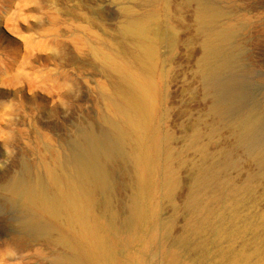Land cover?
Instances as JSON below:
<instances>
[{
    "label": "rangeland",
    "instance_id": "374dc122",
    "mask_svg": "<svg viewBox=\"0 0 264 264\" xmlns=\"http://www.w3.org/2000/svg\"><path fill=\"white\" fill-rule=\"evenodd\" d=\"M202 1L226 15V19L221 16L212 26L217 28L228 19L227 34L235 35L241 46L239 62L217 71L211 82L197 73L205 37L198 30L196 2L168 0L167 13L165 0H0V264H65L55 261L52 250L25 234L22 224L26 215L22 216L18 208L8 203L6 182L8 176L18 174L21 169L44 179L39 159L49 158L50 154L64 156L79 149L89 132H94L104 147L112 143L119 145L104 122L106 113L100 94V87L118 88L119 83L113 75H103L90 47L120 61L115 53L121 49L118 44L123 20L119 17L121 6L131 8L137 18L154 15L160 29L172 34L175 44L170 55L166 48L159 49L163 56H159L152 76L156 105L149 138L153 144L160 145L163 154L158 158L153 150L152 174L142 175L150 183L142 226L133 237L112 236L113 246L121 252L117 264H239L228 261L227 253L231 250L239 259L249 257L248 264H264V255H252L249 251L252 233L264 232L263 187L258 185L256 189L257 207L250 208L246 203L247 206L239 208L240 215L252 214L253 210L258 214L252 218L250 232L232 243L215 237L212 229L226 226L220 220L224 210L214 205L207 193L189 198L188 186L199 156L187 148L191 129L201 122V133L207 132L210 125L218 128V138L208 145L210 152L230 149L234 141L227 126H236L250 117L258 122L257 128L246 150L235 155L241 159V170L231 178L240 184L247 174L260 172L255 159L259 149L264 148V0ZM124 51L126 54L120 56L133 61V72H138L134 50L133 55L130 48ZM217 106L224 107L222 126H215L208 116ZM164 137L168 141L162 144ZM175 151L180 156L174 167L181 169L172 176L181 184L173 193L178 207L174 215L172 204L163 197L162 172L166 153ZM113 169L115 182L126 183V177L120 174L122 168L121 172L118 165ZM118 195V208L125 211L128 190L121 189ZM207 221L211 223L209 230L195 234L192 227L188 231L193 237L184 245L177 243L187 224ZM202 240H214L206 247V255L195 249ZM219 251H224L226 256L219 259Z\"/></svg>",
    "mask_w": 264,
    "mask_h": 264
},
{
    "label": "bare ground",
    "instance_id": "6f19581e",
    "mask_svg": "<svg viewBox=\"0 0 264 264\" xmlns=\"http://www.w3.org/2000/svg\"><path fill=\"white\" fill-rule=\"evenodd\" d=\"M192 1L196 2L198 7L196 17L199 33L204 34L203 38L205 37L202 42L203 56L198 63L197 73L202 74V77L211 82L215 80L217 71L239 62L241 46L237 42L238 39L234 38L235 35H231L232 31L227 34L230 23L228 19L225 21V12L224 17L223 13L202 0H186L187 3ZM168 8V0H165L167 13ZM119 15L123 19L119 26L120 42L118 44H121V49L115 54L118 55L120 61L109 54L98 52L93 46L90 47L93 59L103 75L106 76L107 73L113 75L119 83L118 88L100 87L106 113L104 122L118 139L119 145L112 143L104 147L98 136L94 132H89L79 149L70 151L64 156L60 154L59 157L52 156L50 154L52 152L47 151L50 157L39 159L44 179L36 175L32 176L30 170L21 169L18 174L8 176L6 182L8 184L5 191L10 201L8 203L18 208L22 216L26 215L22 224L25 234L32 241L42 243L52 250L55 261L61 260L65 264H117L121 252L113 246L112 236L116 237L121 234L133 237L142 226L146 215L145 195L146 192L148 193L150 184L142 175L143 173L150 176L152 174L150 165L153 150H156L158 158L163 154L160 145L153 144L149 138V128L156 105L152 76L159 56H163L159 54V49L166 48L167 55H170L175 42L171 33L162 30V27L160 29L158 19L154 15L137 18L128 6H121ZM221 16L225 18L223 23L220 22L221 24L214 28L212 24L217 23ZM231 26L234 25L231 23ZM125 48H130L132 55L134 50L135 61L139 68L136 73L133 72V61H126L120 56L126 54ZM223 49L225 53L222 55ZM223 108L217 106L208 113V116L216 123L215 126H222ZM200 124L201 122H198L197 126L191 129V137L187 144V148L199 156L198 162L194 164V174L191 173L193 176L188 186L189 198H192L194 194L207 193L213 204L224 210L220 220L225 221L226 226H217L212 230L215 231V237L224 238L232 243L238 237L250 232L254 224L252 218L258 216L254 210L252 214L240 215V206L248 203L250 208L257 207L259 199L257 198V201L255 196L256 189L262 186L264 190V148L259 149L255 159L260 172L254 175L247 174L240 184L231 178V175L238 174L241 170V159L238 160L235 155L239 151L246 150L258 122L247 117L236 126L228 125L227 129L234 145L230 149H220L216 154H213L216 150L213 153V150L210 149L211 152L208 150V145L218 138V128L210 125L207 132L201 133ZM167 141V137L161 138L162 144ZM179 156L180 152L177 151L166 153L162 172L163 197L172 204L174 215L178 207L174 204L173 193L180 189L181 183L176 176L172 175L174 173L177 175L181 169V166L174 167L175 160ZM115 165H118L119 171L122 168L123 171H120V174L126 177V183L115 182L113 178ZM258 185L260 186L257 187ZM121 189L128 190V198L124 204L125 211L118 208V193ZM196 207L200 209L201 205H196ZM194 224L186 225L185 233L177 239L179 245H184L190 236L193 237V234L188 231H192V227L195 234L203 233L211 228L209 221ZM169 234L167 232V236ZM250 240L252 247L249 251L252 255H264V232L252 233ZM213 242L214 240L199 241L195 249L206 255V247ZM231 251L227 253L230 263L248 264L249 257L239 259V255ZM225 256L224 251H219V259Z\"/></svg>",
    "mask_w": 264,
    "mask_h": 264
}]
</instances>
